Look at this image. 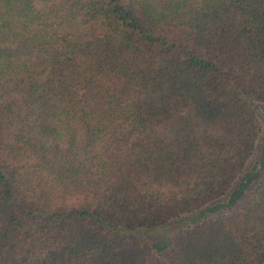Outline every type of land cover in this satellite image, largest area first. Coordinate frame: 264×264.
<instances>
[{"label": "trees", "instance_id": "16d2710c", "mask_svg": "<svg viewBox=\"0 0 264 264\" xmlns=\"http://www.w3.org/2000/svg\"><path fill=\"white\" fill-rule=\"evenodd\" d=\"M261 104L264 0H0V264H264Z\"/></svg>", "mask_w": 264, "mask_h": 264}, {"label": "rangeland", "instance_id": "374dc122", "mask_svg": "<svg viewBox=\"0 0 264 264\" xmlns=\"http://www.w3.org/2000/svg\"><path fill=\"white\" fill-rule=\"evenodd\" d=\"M255 111H256V113H257V115L259 117V120H260L261 133L258 136V139L256 141L255 149H254V151L252 153V156L248 160V164L246 166V169L250 170L253 167H255V169L257 171H259L261 169L260 164H259L260 145H261L262 141L264 140V104L256 106L255 107ZM243 200H245V199H243ZM187 222H188L187 220H182L180 222L168 223L166 226L160 227V228H156L153 231H148L146 234L151 236V237H153L156 241L160 242L161 238L163 236L167 235L172 230H175V229H177L179 227L185 226Z\"/></svg>", "mask_w": 264, "mask_h": 264}]
</instances>
